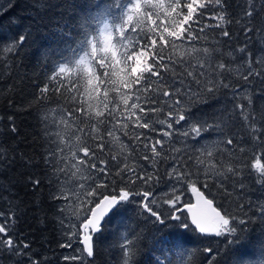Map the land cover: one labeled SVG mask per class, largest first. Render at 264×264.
Returning a JSON list of instances; mask_svg holds the SVG:
<instances>
[{"label": "snow or ice", "instance_id": "1", "mask_svg": "<svg viewBox=\"0 0 264 264\" xmlns=\"http://www.w3.org/2000/svg\"><path fill=\"white\" fill-rule=\"evenodd\" d=\"M230 7L227 0H95L75 20L79 43L72 48L71 57L61 55L49 82H57L55 91L61 95L73 90L78 93L82 82L84 94L88 97L87 108L82 107L77 111L90 121L94 119L97 125L111 124L119 113L124 121L121 127L127 128L131 123L134 127L148 130L136 135L137 145L142 146L144 153L142 159L147 164H129L127 158L121 161L117 156L111 157L113 163L110 164L108 159L98 155L91 146L75 145L77 152L73 153L72 167L82 174L87 173V181L68 193L61 192L60 197H54L66 201L75 197L80 204L78 224L74 226V231L69 232L67 241L61 244L62 248H73L74 238L80 248L77 255L64 257L65 261L77 260L80 264L90 261L95 254L97 236L104 232L105 224L116 218H120L123 223L128 206L133 204L137 205L136 229H140L141 225L145 228L152 225L150 253H179L182 261L186 256L192 257L187 264H198L195 253L184 247L188 241L171 243L165 247L168 242L162 237L156 238L160 226H167L173 221L177 222L176 227L184 231L191 230L205 239L226 237L228 245L242 244L246 236L245 228L257 212L249 216L245 206L238 204L240 213L233 214L217 205L214 199L207 198L191 182V174L178 156L173 157L171 170L167 172L170 191L163 197H158L150 188L154 181L159 182V174L147 171L148 167H154L164 153L165 144L171 143V138L176 135L196 139L202 138L203 132L219 131L227 137L220 143L229 150L235 149L239 143V134L232 132L229 135L225 128L220 127L224 121H218L215 114L212 124L207 120H198L194 126L181 132V128H184L182 122L186 123L188 119L185 109L189 102L204 93L214 94L220 88H225L232 91L233 110L240 120L241 128L247 130L249 141L260 151H253L247 159L235 160L227 167L221 164L219 170L213 163L205 168V172L230 179L241 176L246 170L256 177L257 183L264 186V123L257 126L258 122L251 111V99L246 104L235 102L241 94V88H233L230 82H225L224 73L229 71L227 65L211 63L212 51L207 48H192L189 52L195 54L197 59L196 70L174 74L176 65L171 62L172 58L168 57L166 62L163 55L165 48L177 47V40H196L199 38L197 33H204L208 28H219L222 37L232 41V33L227 29V24L234 19L233 14L228 11ZM238 7L241 11L235 22L241 25L245 43L228 55H234L235 52L241 54L245 70L239 75L243 81L250 84L259 80L264 83V55L254 58L247 44L253 33L264 34V0H259V4L256 0H244ZM63 35L71 39L70 33ZM27 40L28 35L21 33L8 42L5 51L18 55ZM188 67L192 66L189 64ZM217 75L222 78L217 79ZM61 76L68 78L59 79ZM49 90V85H45L41 93ZM111 92L119 97L118 102L109 97ZM261 92L264 93V89ZM141 97L144 98L143 103ZM120 104L124 106L123 111H120ZM72 115L69 113V116ZM150 115L153 118L150 119ZM161 115L164 116L163 119L159 118ZM116 123L120 121L116 120ZM157 124L161 127L156 128ZM117 130L113 124L108 129V136H114ZM12 131H16L15 126ZM93 131L98 133V127L93 128ZM152 132L156 133V138L151 136ZM164 137L169 139L165 140ZM98 138L101 143L96 148L103 153L104 137ZM217 150L215 142L201 146V154L206 160H212ZM240 151L244 152V149L241 148ZM55 157L56 153L52 152L47 163L51 164ZM13 163L15 158L0 152V166L6 167ZM196 179L198 181L199 177ZM185 181L189 182L188 187L196 196L195 203L183 200L178 186H182ZM218 183L225 195H229L225 180L219 179ZM32 184L34 187L38 186L40 181L34 180ZM203 187L207 188L208 184L205 183ZM239 189H244L242 181L239 182ZM252 207V204L248 205L249 209ZM258 215L264 221V205L258 206ZM136 229H132V238L124 239V264H132L141 240L145 239L143 230ZM29 251L30 242L17 236L13 217H4L0 213V259L6 257L14 260V264H40L39 260L29 255ZM203 253L206 254L204 260L209 264H221L223 257L218 248L208 246L203 249ZM248 256L247 251L238 250V254L232 257V264H264V245L258 256L246 259ZM16 257L20 259H15ZM164 259L167 264H173L166 256ZM150 264H161V260L150 256ZM199 264H203V261Z\"/></svg>", "mask_w": 264, "mask_h": 264}, {"label": "trees", "instance_id": "2", "mask_svg": "<svg viewBox=\"0 0 264 264\" xmlns=\"http://www.w3.org/2000/svg\"><path fill=\"white\" fill-rule=\"evenodd\" d=\"M90 2L94 3L95 0H0V152L15 158V163L6 167L0 166V213L4 217H13L17 236L30 242L29 255L39 260L40 264H80L77 260H64L66 256L77 255L80 245L73 238V248L61 247L73 228L69 225L71 220L65 212L66 200L54 199L60 197L61 192L65 193L68 180L75 181L77 177L70 176L73 162L59 136L63 123L68 119L72 121L84 135H87L86 142L98 155L108 159L110 164L113 163L112 156H117L121 161L127 158V162L133 165L147 164L142 159L144 153L142 146L137 145L136 135L148 130L134 127L131 123L127 128L121 127L124 121L119 113L116 114V120L120 123L113 120L107 126L97 125L94 119L90 121L77 111L82 107L87 108L88 97L84 94L82 82L78 93L73 90L64 92L63 95L55 91L56 81L49 82V77L53 75V68L56 67L61 55L71 57L72 48L79 43L80 37L75 20L83 14V10ZM227 3L231 5L228 11L234 16L233 22L227 24V29L233 36L232 41L222 37L219 28H208L204 33H197L199 38L196 40L187 38L183 41L177 40V47L165 48L163 55L166 62L168 57L172 58L171 62L176 65L174 74H182L185 71L196 70L197 59L195 54L189 52L190 49L211 50V63H224L229 69L224 73L225 82H230L233 88H241V94L235 102L246 104L251 99V111L259 126V123H264V93L261 92L264 83L259 80H254L250 84L243 81L239 75L245 70L242 66L244 61L240 59L241 54L235 52L234 55H228L230 51L238 49L245 43L241 25L235 22L239 19L241 11L238 5L243 4L244 0H227ZM256 3L259 4V0H256ZM21 33L27 34L28 40L19 54L5 51L8 42L13 41ZM63 33H70L71 39L64 37ZM247 44L254 58L264 55V34L253 33ZM217 49L218 51H215ZM189 64L192 67H188ZM67 78L61 76L59 79ZM216 78L222 77L217 75ZM45 85H49L50 90L41 93ZM132 91L134 92V89ZM109 97L117 102L119 100L115 92L109 93ZM143 99L141 97V103ZM113 106L115 105H110ZM119 108L123 111V104H120ZM233 109L230 89L220 88L214 94L204 93L193 98L186 106L188 119L186 123L182 122L184 128H181V132L194 126L198 120H207L212 124L215 114L218 121H224L220 127L225 128L229 135L232 132L239 134L237 136L239 143L235 149L229 150L220 143L227 137L219 131L203 132L202 138L196 139L176 135L171 138V143L165 144L164 153L154 167L147 168L148 172L159 174V182L154 181L150 186L158 197H163L164 192L170 189L167 172L171 170L173 157L178 156L191 174V182L195 183L207 198L214 199L217 205L233 214L240 213L238 204L245 206L249 216L257 212L256 216H252V222L246 226V236L240 245H228L226 237L205 239L191 230L184 231L176 227L175 221L167 226H160L156 238L162 237L168 242L165 247L171 243L188 241L184 247L195 253L198 264L201 261L203 264H209L204 260L206 254L203 253V249L208 246L221 251L223 257L221 264H232V257L238 254V250L249 253L246 259L254 258L260 254L264 245V221L258 215V206L264 205V186L257 183L256 177L246 170L241 176L230 179L205 172V168L213 163L219 170L221 164L227 167L235 160L247 159L253 151H260L249 141L248 132L241 128L240 120L236 118ZM69 113L73 115L69 116ZM149 118L153 116L150 115ZM159 118L163 119L164 116L161 115ZM113 124L118 130L114 136H108V129ZM13 126L15 132L12 131ZM96 127L99 129L98 133L93 131ZM155 127L161 126L157 124ZM98 136L104 137L103 153L96 148V145L101 143ZM151 136L156 138V133L152 132ZM213 142L218 145L217 153L212 160H206L201 154V146L211 145ZM241 148L244 152L240 151ZM52 152L56 153V157L49 164L47 160ZM196 177H199L198 181ZM219 179L225 180L229 195H225L218 183ZM34 180H39L40 184L34 187L32 184ZM240 181L244 184L243 191L239 189ZM116 183L119 185L118 180ZM188 183L184 182L180 192L185 202H192V192L189 191ZM205 183L208 184L207 188L203 187ZM69 203L78 204L76 201ZM249 204L253 205L251 209L248 208ZM136 211L137 205H129L123 223L120 218H116L105 224L104 232L97 236L94 257L90 261H85V264H124L122 245L125 238H132V229H136L138 219ZM65 218H68V226H65ZM141 229L145 239L141 240L132 264H150V256L159 257L161 264H167L165 256L173 261V264H187L188 260L192 259L186 256L182 261L179 253L175 255L171 252H165L163 255L158 251L150 253L152 225L149 224L146 228L141 225L136 231ZM0 264H14V260L5 257L0 259Z\"/></svg>", "mask_w": 264, "mask_h": 264}, {"label": "rangeland", "instance_id": "3", "mask_svg": "<svg viewBox=\"0 0 264 264\" xmlns=\"http://www.w3.org/2000/svg\"><path fill=\"white\" fill-rule=\"evenodd\" d=\"M130 102L131 101H129V103ZM63 124H64L63 126L62 125L60 126L59 136L61 138V143L64 149L66 150L67 155L70 156V160L73 162V159H72L73 153L77 152V149L75 148L76 144H81V146H84V145L91 146V145H89L86 142L87 135H84L72 121L68 119V121H66ZM79 155H82V153H80ZM68 162H69V158H68ZM69 167L71 169V164ZM72 171L73 173H75V175H73ZM70 172H71V175H70L71 178L74 176H77V177L75 181H73L72 179L68 180L66 187H65V193H68L70 190L75 189L76 187H78L79 184L85 183L88 178L87 173L82 174L81 172H77L75 168H73V170H70ZM178 187H179V191H181L182 186H178ZM169 191L170 189L167 190L166 192H169ZM189 191L191 192L190 188H189ZM166 192H164V194ZM164 194L162 196H164ZM74 201L78 202V204L69 203V202H74ZM65 205H66L65 212L67 216L69 215L68 217L71 220L69 225L73 228V231H74L75 230L74 226L78 224L77 217L80 212L79 201L76 200L75 197H73L71 200L66 201ZM64 221H65V226H68V218H65Z\"/></svg>", "mask_w": 264, "mask_h": 264}, {"label": "water", "instance_id": "4", "mask_svg": "<svg viewBox=\"0 0 264 264\" xmlns=\"http://www.w3.org/2000/svg\"><path fill=\"white\" fill-rule=\"evenodd\" d=\"M192 197H193V203H195L196 202V196L194 193H192Z\"/></svg>", "mask_w": 264, "mask_h": 264}, {"label": "flooded vegetation", "instance_id": "5", "mask_svg": "<svg viewBox=\"0 0 264 264\" xmlns=\"http://www.w3.org/2000/svg\"><path fill=\"white\" fill-rule=\"evenodd\" d=\"M190 203H193V199H192V202H190Z\"/></svg>", "mask_w": 264, "mask_h": 264}]
</instances>
